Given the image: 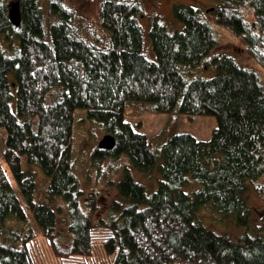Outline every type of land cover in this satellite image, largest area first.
<instances>
[{
  "label": "trees",
  "instance_id": "obj_1",
  "mask_svg": "<svg viewBox=\"0 0 264 264\" xmlns=\"http://www.w3.org/2000/svg\"><path fill=\"white\" fill-rule=\"evenodd\" d=\"M18 1L20 27L11 22L8 4L0 2V37L20 44L13 57L0 44V141L7 164L0 161V264H35L28 248L36 237L33 230L15 227L28 220L29 211L61 264H87L98 230L106 231L99 246L112 256V264H264L261 234L236 239L196 221L199 210L213 206L236 215L237 226L248 229L249 183L264 176V85L234 58L214 55L219 42L204 11L176 5L174 14L186 30L175 35L156 18L152 21L155 63L144 53V13L137 2L102 4L101 24L111 35L110 47L102 49L81 38L74 13L61 2L51 4L56 21L47 31L41 0ZM216 1L215 24L241 38L264 69V0ZM206 59L217 65V76L188 84L179 66L198 68ZM78 109L117 140L114 151L98 149L96 157L126 155L143 173L156 168L159 155L149 137L126 121L128 112L179 110L190 117L214 116L218 126L209 141L189 133L168 140L157 192L148 195L127 174L119 184L124 203L113 205L118 216L100 228L95 212L81 207V183L74 171ZM29 165L39 166L49 178L53 203L37 201L38 184ZM190 176L201 186L194 196L184 191ZM56 198L69 209L70 239L58 233Z\"/></svg>",
  "mask_w": 264,
  "mask_h": 264
},
{
  "label": "rangeland",
  "instance_id": "obj_2",
  "mask_svg": "<svg viewBox=\"0 0 264 264\" xmlns=\"http://www.w3.org/2000/svg\"><path fill=\"white\" fill-rule=\"evenodd\" d=\"M18 0H0L7 3L10 9L11 5ZM137 2L143 9L144 16L140 22L145 29L144 53L149 60L158 63L156 53L149 38V31L152 21L156 20L162 24L170 35L178 32H185V25L180 22L175 14L174 7L181 5L192 7L204 11L205 17L214 27L219 46L214 52L215 56H229L234 58L241 66L255 71L261 83L264 85V69L253 59L247 51L245 42L233 35L231 32L215 24L214 10L217 7L216 0H127ZM61 2L66 8L74 13V26L79 35L84 40L94 44L102 49L110 47V33L103 29L100 18V10L105 0H41V6L44 9L47 31L55 23L56 17L51 13V4ZM0 44L7 52L8 56L13 57L16 46H20L13 37L6 39L0 37ZM180 70L185 72L184 77L189 84L198 79H213L217 76L219 70L217 65L210 59H206L198 68H184L179 66ZM186 70V71H185ZM14 78L10 75V81ZM12 108L17 111V99L12 101ZM126 121L131 123L135 129L149 137L152 149L159 155L156 168L150 173L138 171L126 155L109 156L106 159L96 157V151L99 149L100 142L111 135L105 127L95 120H91L86 110L78 109L75 112V128L72 141L74 171L81 183L82 198L81 207L85 213H95L92 215L96 224L100 228L109 223L113 213L114 203H124L120 194L119 184L127 174H130L137 182L146 188L148 195L157 192L162 181L160 167L165 164L162 156L163 146L168 140L176 134L189 133L201 141H209L212 138L213 131L218 126L217 118L214 116H194L182 114L176 110L170 114L158 113H136L128 112ZM140 125V126H139ZM141 127V128H140ZM5 141V139H4ZM2 142L0 141V161L2 158ZM4 162V161H3ZM7 167V164L4 162ZM27 165V164H26ZM25 170H28L27 166ZM32 177L38 184L36 199L37 201L52 202L47 193V180L49 178L43 170L37 165H29ZM29 177V175H27ZM190 185L184 188V191L192 196L201 186L194 182L190 176ZM246 199L252 210L250 226L241 228L236 224V215H225L217 212L213 206L202 208L197 212L196 221L201 223L209 230L217 233L226 232L233 238L240 239L246 233L251 235L261 234L264 238V176L249 183ZM25 203V201H24ZM53 203V202H52ZM54 204L60 209L58 217V233L64 239L72 237L69 228L71 218L66 203L61 198H56ZM28 220L25 223H15L18 229L29 228L33 230L35 238L29 244V250L35 264H61L54 256L51 247L40 230L32 213L28 212ZM114 214V215H113ZM118 216L117 214L115 215ZM102 232H95V245L93 257L87 264H112L111 255L102 251ZM112 258V259H111Z\"/></svg>",
  "mask_w": 264,
  "mask_h": 264
},
{
  "label": "water",
  "instance_id": "obj_3",
  "mask_svg": "<svg viewBox=\"0 0 264 264\" xmlns=\"http://www.w3.org/2000/svg\"><path fill=\"white\" fill-rule=\"evenodd\" d=\"M9 17L11 22L20 27L22 23L21 4L19 1L13 3L9 9ZM117 146V140L113 135H107L99 144V150L112 152Z\"/></svg>",
  "mask_w": 264,
  "mask_h": 264
},
{
  "label": "bare ground",
  "instance_id": "obj_4",
  "mask_svg": "<svg viewBox=\"0 0 264 264\" xmlns=\"http://www.w3.org/2000/svg\"><path fill=\"white\" fill-rule=\"evenodd\" d=\"M141 23V22H140Z\"/></svg>",
  "mask_w": 264,
  "mask_h": 264
}]
</instances>
